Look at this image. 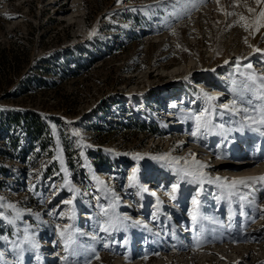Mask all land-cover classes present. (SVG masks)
I'll return each instance as SVG.
<instances>
[{"label": "rangeland", "instance_id": "obj_1", "mask_svg": "<svg viewBox=\"0 0 264 264\" xmlns=\"http://www.w3.org/2000/svg\"><path fill=\"white\" fill-rule=\"evenodd\" d=\"M261 9L0 0V264H264V182L220 186L245 164L264 176V153L249 154L264 152V129L221 107L260 103L246 74L264 75ZM201 110L215 127L194 137L188 117ZM25 114L40 136L15 121ZM191 154L206 165L200 180L181 171Z\"/></svg>", "mask_w": 264, "mask_h": 264}, {"label": "snow or ice", "instance_id": "obj_2", "mask_svg": "<svg viewBox=\"0 0 264 264\" xmlns=\"http://www.w3.org/2000/svg\"><path fill=\"white\" fill-rule=\"evenodd\" d=\"M262 0H256L257 4H260ZM249 12H254V9L249 8ZM232 13H229L231 15ZM241 20H244L245 18L243 16L240 17ZM255 30L259 31L261 27H264V9H261L258 15L255 18ZM242 27L245 28L247 31L250 25L248 24H242ZM247 42V41H246ZM256 51H260L259 49H256ZM227 63V61H226ZM249 69L252 68V65L249 63L247 65ZM247 80L250 82L251 85L254 86V97L256 100H259V104H254L252 100L247 101L248 106L245 107L243 105H238L237 101L233 99V101L230 102V104L221 105L222 108L232 112L233 114H242V128L248 127L252 131H261V129H264V75L257 76L254 72H250L246 74ZM252 90V89H250ZM207 96V94H205ZM209 99H215L214 97H208ZM222 115V114H221ZM190 119H193L195 121L196 131H193L191 133L192 136L196 137L197 133L201 132L203 130L204 132H211L212 128L215 127L213 124L212 115L207 110H201L199 112H193L188 117ZM219 127H223V125H220ZM192 159V165L193 167L191 170L188 169H181V171H184L187 176H191L193 180H200L202 177L205 176V173L202 171L203 168L206 167V165L203 162H200L195 159V154H191ZM137 158H139V154H136ZM159 159H165L166 157H158ZM219 158V157H217ZM137 169H133V176L130 177V179H135V173ZM227 181L228 178H220L216 177L215 182L219 183L221 180ZM203 181L201 180V183ZM212 182V181H210ZM252 182H264V176L259 177H240V178H233L230 182L221 184V187H227L230 189V195L234 192H237L239 190L238 186L243 187H250ZM178 184L172 185V192L175 193L177 191ZM175 198L174 195L172 197ZM244 197H242L243 199ZM66 204H71L72 201H64ZM192 204L194 206L193 213H190L192 216L193 221L197 220V215L195 214L196 210H198L199 207V201L194 196L192 198ZM105 214H107L105 212ZM127 219V217H125ZM115 227V224L113 221H109V227L108 228H102V231H109V228ZM62 238L65 241V246L68 248L71 244L76 243L75 239L73 238V234L67 230V227L65 229V232L62 233ZM105 247H108L107 244H105ZM91 251H95L94 248L91 249ZM96 259H99L98 253L96 254ZM85 264H88L87 260L85 261Z\"/></svg>", "mask_w": 264, "mask_h": 264}, {"label": "trees", "instance_id": "obj_3", "mask_svg": "<svg viewBox=\"0 0 264 264\" xmlns=\"http://www.w3.org/2000/svg\"><path fill=\"white\" fill-rule=\"evenodd\" d=\"M15 121L20 125L23 124L25 127L27 126V130L34 136H40L43 133L41 119H36L31 114L20 115ZM42 145H44V143H42Z\"/></svg>", "mask_w": 264, "mask_h": 264}, {"label": "bare ground", "instance_id": "obj_4", "mask_svg": "<svg viewBox=\"0 0 264 264\" xmlns=\"http://www.w3.org/2000/svg\"><path fill=\"white\" fill-rule=\"evenodd\" d=\"M176 96V95H175ZM180 98V97H179ZM175 99H178L177 97H174V99H173V101H175ZM176 101H178V100H176ZM178 103H179V101H178ZM243 147V146H242ZM259 147V146H258ZM261 147V146H260ZM239 153H238V151H236V154L235 155H238ZM254 157L255 158H257L255 161L257 162V161H259V160H261L262 158H263V154L262 155H257V154H254V156H252V159H254ZM259 158V159H258ZM249 161H253V160H249ZM254 161V162H255ZM245 163H248V160L246 161H244ZM239 163V162H238ZM230 163H228V164H225L224 166H227V165H229ZM241 164H243V162L241 163ZM244 165V164H243ZM246 165H248V164H245L244 165V167L243 168H239L238 169V172L235 174V175H238V176H244V177H251V175H253V174H251L252 173V170H250V169H248V168H250V167H247ZM176 184V183H175ZM129 264V263H128Z\"/></svg>", "mask_w": 264, "mask_h": 264}]
</instances>
